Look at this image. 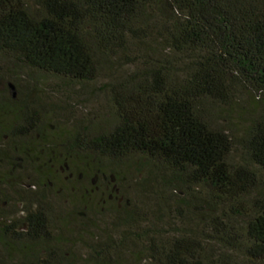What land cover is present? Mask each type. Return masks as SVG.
<instances>
[{"label":"trees","instance_id":"obj_1","mask_svg":"<svg viewBox=\"0 0 264 264\" xmlns=\"http://www.w3.org/2000/svg\"><path fill=\"white\" fill-rule=\"evenodd\" d=\"M35 1L0 0V264H264V0ZM132 45L148 54L100 89L107 124L60 134L58 158L54 107L31 73L86 88ZM77 157L171 171L208 235L160 242L131 230L129 210L109 226L56 214L57 166ZM70 225L94 231L81 263Z\"/></svg>","mask_w":264,"mask_h":264},{"label":"rangeland","instance_id":"obj_2","mask_svg":"<svg viewBox=\"0 0 264 264\" xmlns=\"http://www.w3.org/2000/svg\"><path fill=\"white\" fill-rule=\"evenodd\" d=\"M27 2L32 7H36L35 0H27ZM146 54L148 53L142 51L140 47L132 45L128 52L126 51V59L118 64L115 63L114 68L102 72L98 81L86 88L69 87L59 79L31 73L47 96L48 105L54 107L50 141H53L55 146L61 143L60 134L74 131L86 119L95 123L102 121V124L106 125L111 108L108 95L100 89L106 83L115 82L131 73L138 59L140 63L136 64L142 67V59ZM3 63L5 64V62L1 64L4 65ZM9 66L12 68V65ZM241 97L244 102L245 95ZM231 119L233 121L238 119V112H235ZM59 146L57 145L55 149L56 156L64 160V150ZM54 156L53 154L52 157ZM61 163L57 166L60 175L53 179L55 187L48 191V196L53 210L62 217L78 210L77 213L80 214L77 215L78 224L84 223L87 219L100 226H109L117 223V218L124 217L129 210L128 215L135 212L133 216L136 219V226L130 227L131 230L139 233L150 231L157 235L160 242L174 239L180 232L208 235L206 221H201L195 214L185 213L187 211L181 201L187 199L193 202L186 195L185 187L174 190L175 188L171 189L168 186L173 178L171 171L145 166V163L138 158L128 159L119 166H109L105 164L106 162L96 161L95 157H77ZM99 165L101 169L97 171ZM94 170L99 178L94 177ZM83 171L86 177L81 179L83 175L79 173ZM143 179L149 180L144 192L139 186ZM20 186L25 191L29 189V184L22 183ZM180 209L182 214L179 212ZM25 228L26 225H23L22 229ZM83 231L84 229L77 225H70L63 231L64 240L68 241V247L72 249L80 263L86 258L85 246L93 241L94 236V231L91 229ZM129 259V263L134 260L132 257Z\"/></svg>","mask_w":264,"mask_h":264},{"label":"water","instance_id":"obj_3","mask_svg":"<svg viewBox=\"0 0 264 264\" xmlns=\"http://www.w3.org/2000/svg\"><path fill=\"white\" fill-rule=\"evenodd\" d=\"M12 89H14V88L12 87Z\"/></svg>","mask_w":264,"mask_h":264}]
</instances>
